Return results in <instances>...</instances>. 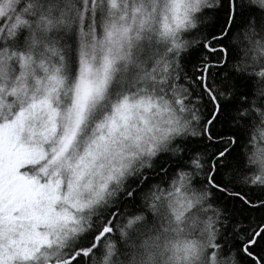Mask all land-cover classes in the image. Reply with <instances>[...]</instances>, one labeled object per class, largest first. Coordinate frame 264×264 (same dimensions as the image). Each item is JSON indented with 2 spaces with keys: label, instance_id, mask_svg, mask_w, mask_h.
<instances>
[{
  "label": "snow or ice",
  "instance_id": "6c2138e0",
  "mask_svg": "<svg viewBox=\"0 0 264 264\" xmlns=\"http://www.w3.org/2000/svg\"><path fill=\"white\" fill-rule=\"evenodd\" d=\"M0 264H264V0H0Z\"/></svg>",
  "mask_w": 264,
  "mask_h": 264
}]
</instances>
